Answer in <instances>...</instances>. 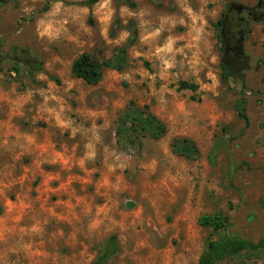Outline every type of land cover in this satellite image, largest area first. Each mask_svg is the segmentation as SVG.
Returning <instances> with one entry per match:
<instances>
[{"label": "rangeland", "instance_id": "obj_1", "mask_svg": "<svg viewBox=\"0 0 264 264\" xmlns=\"http://www.w3.org/2000/svg\"><path fill=\"white\" fill-rule=\"evenodd\" d=\"M83 1L0 0V264H96L111 236L108 264H198L212 239L257 244L264 20L245 38L250 69L225 79L219 24L255 0ZM83 52L105 64L95 85L71 74ZM130 104L165 133L124 132ZM216 213L226 228L200 223ZM212 264H264V245Z\"/></svg>", "mask_w": 264, "mask_h": 264}, {"label": "trees", "instance_id": "obj_2", "mask_svg": "<svg viewBox=\"0 0 264 264\" xmlns=\"http://www.w3.org/2000/svg\"><path fill=\"white\" fill-rule=\"evenodd\" d=\"M99 0H86L81 2L84 5H90L96 3ZM125 4L130 8L135 7V2H127ZM47 6H44L46 8ZM222 20V19H221ZM221 20L219 24H221ZM114 58V57H113ZM117 62L116 69L121 70L126 64V48L121 47L118 49L115 59ZM35 69H39L37 63L32 62L30 64ZM105 65L100 62L93 54L83 52L77 56L71 63V74L76 78L82 79L84 82L90 85L97 84L102 78V68ZM224 79L226 76L231 75V71L225 68ZM180 88L186 87L184 82H180ZM147 106L139 108L130 104L124 111L122 119L120 121L121 128L124 130L138 133L141 136H148L151 139H158L165 133V126L153 116L147 109ZM236 114L239 118L243 119L245 124L248 123V116L245 111V102L241 100L235 105ZM174 151L186 158H192L196 153V148L193 142L187 139H178L173 144ZM202 225H207L213 228L214 231L227 227L226 218L221 213H216L213 216H205L200 219ZM264 245V236L258 241L257 244H252L243 241H222V240H210L204 249L202 255L198 260V264H212L215 261L226 257L227 255H234L244 252L249 249H257ZM119 250L118 244L115 241V237L111 236L100 250L96 264H108L110 258L116 254Z\"/></svg>", "mask_w": 264, "mask_h": 264}, {"label": "flooded vegetation", "instance_id": "obj_3", "mask_svg": "<svg viewBox=\"0 0 264 264\" xmlns=\"http://www.w3.org/2000/svg\"><path fill=\"white\" fill-rule=\"evenodd\" d=\"M234 3V2H232ZM231 4V3H230ZM222 16L220 24L222 66L231 71V74L249 70L252 57L247 52L246 39L252 35V23H259L264 20V0H255L251 5L236 3L243 6L239 11L229 9ZM227 45L228 55L224 62V48ZM246 58V62L243 63ZM236 64H243L238 68ZM260 64V62H259ZM231 65H234L232 68Z\"/></svg>", "mask_w": 264, "mask_h": 264}, {"label": "water", "instance_id": "obj_4", "mask_svg": "<svg viewBox=\"0 0 264 264\" xmlns=\"http://www.w3.org/2000/svg\"><path fill=\"white\" fill-rule=\"evenodd\" d=\"M241 8H243V6L242 5H240V4H236V3H231L230 4V10L231 9H234V10H236V11H239ZM227 55H228V49H227V45H226V47L224 48V62L227 60ZM244 62H246V58L244 59V61H243V63ZM236 66L238 67V68H242L243 67V64H236ZM231 67L233 68L234 67V65H231Z\"/></svg>", "mask_w": 264, "mask_h": 264}, {"label": "crops", "instance_id": "obj_5", "mask_svg": "<svg viewBox=\"0 0 264 264\" xmlns=\"http://www.w3.org/2000/svg\"><path fill=\"white\" fill-rule=\"evenodd\" d=\"M261 27H263L264 28V24L261 26ZM254 35V36H253ZM257 34H255V30L253 29V32H252V36H253V38H255V36H256ZM251 55V54H250ZM251 57H252V55H251ZM251 63H252V61H251ZM71 69V68H70ZM2 135H3V133H2Z\"/></svg>", "mask_w": 264, "mask_h": 264}]
</instances>
